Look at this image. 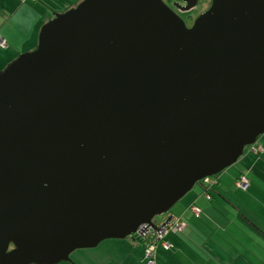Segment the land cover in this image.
Returning a JSON list of instances; mask_svg holds the SVG:
<instances>
[{
    "label": "water",
    "instance_id": "95a60500",
    "mask_svg": "<svg viewBox=\"0 0 264 264\" xmlns=\"http://www.w3.org/2000/svg\"><path fill=\"white\" fill-rule=\"evenodd\" d=\"M261 134L264 0H210L190 26L164 0L55 12L0 70V264L155 228Z\"/></svg>",
    "mask_w": 264,
    "mask_h": 264
},
{
    "label": "crops",
    "instance_id": "0c3cea01",
    "mask_svg": "<svg viewBox=\"0 0 264 264\" xmlns=\"http://www.w3.org/2000/svg\"><path fill=\"white\" fill-rule=\"evenodd\" d=\"M80 1L0 0V36L6 43L0 46V70L17 54L35 48L41 26L55 12ZM259 142L264 144V138ZM237 161L239 168H226L217 175L211 200L203 197L204 185L198 182L171 207L169 213L181 216L187 226L183 232L165 235L171 248H158L157 264H264V196L256 202L247 196L255 191L256 184L264 195V152H247ZM240 174L249 182L245 190L233 184ZM232 187L241 191L240 199L229 196ZM191 203L200 209L198 217L189 210ZM123 239H105L95 247L77 249L69 261L59 263L143 264V246L129 236Z\"/></svg>",
    "mask_w": 264,
    "mask_h": 264
},
{
    "label": "built area",
    "instance_id": "2783aa9c",
    "mask_svg": "<svg viewBox=\"0 0 264 264\" xmlns=\"http://www.w3.org/2000/svg\"><path fill=\"white\" fill-rule=\"evenodd\" d=\"M24 2L25 0H20ZM5 39L0 36V46H4ZM244 152H251L254 154H260L264 152V144L260 143L258 139L247 145L244 148ZM204 185V190L202 195L205 199H210L209 188L217 183V177L215 175L204 177L202 179ZM234 184L237 188L246 189L248 187V179L245 175H239ZM189 210L193 213L194 216L198 217L200 215V209L196 204L191 203L189 205ZM156 224L155 228H152L150 225L144 224L145 229H139L129 237L135 242L139 243L144 248V261L143 264H157V250L159 247L163 249H170L171 243L165 238V235L169 232L180 233L183 232L187 226L185 220L178 215L172 213H164L161 220Z\"/></svg>",
    "mask_w": 264,
    "mask_h": 264
},
{
    "label": "rangeland",
    "instance_id": "374dc122",
    "mask_svg": "<svg viewBox=\"0 0 264 264\" xmlns=\"http://www.w3.org/2000/svg\"><path fill=\"white\" fill-rule=\"evenodd\" d=\"M165 1V0H164ZM169 1H171V0H169ZM173 2H174V0H172V2H171V5H172V7H174L179 13H181L182 11H180L179 9H177L174 5H173ZM208 4H209V0H198V2H197V4H196V6L191 10V11H189V12H186L185 14H183L184 15V17L185 18H188V19H192V18H196L201 12H203L204 11V9L208 6ZM20 54V53H19ZM19 54H17V55H19ZM16 57V56H15ZM14 57V58H15ZM2 69V68H1ZM262 138H264V134H261L259 137H258V141H260ZM243 155H244V153H243ZM242 155V156H243ZM238 162H240V161H237V162H235V163H237V165H234L235 163H233L232 165H230V166H228L227 168H231V170H234V168L236 167V168H239V165L238 164H240V163H238ZM242 164V163H241ZM197 184H199L198 182L194 185V187L197 185ZM257 185V187H255V191L252 193L251 191V193H252V195H250L251 193L250 192H248L249 194L247 195L248 196V200L250 201V202H256V200L255 199H258L259 197H260V195L261 196H264V195H262V193L259 191V189H258V184H256ZM231 192H229V196L231 197V198H236V199H240L239 198V196L238 195H240L241 194V191L240 190H237L236 188H234V187H232L231 189ZM250 197V198H249ZM254 197H256V198H254ZM260 202V201H259ZM170 210H171V208H170ZM257 210H259V208L257 209ZM162 216H163V214H160V215H156V216H154V218H153V221L155 222V223H157V222H159L160 220H161V218H162ZM115 240H119V242L120 241H122V240H124V239H115ZM74 252L75 251H73L70 255H72V254H74ZM60 262H62V261H60ZM57 264H60V263H57Z\"/></svg>",
    "mask_w": 264,
    "mask_h": 264
},
{
    "label": "flooded vegetation",
    "instance_id": "af4514ba",
    "mask_svg": "<svg viewBox=\"0 0 264 264\" xmlns=\"http://www.w3.org/2000/svg\"><path fill=\"white\" fill-rule=\"evenodd\" d=\"M175 1H179V0H174V2ZM165 2L169 5V6H171L172 7V5H171V2H172V0L171 1H169V0H165ZM174 2H173V4H174ZM179 2H181V1H179ZM182 4H184L183 2H181ZM209 5H210V0H209V4H208V6L205 8V9H207L208 7H209ZM183 19H184V21H185V23H186V25L187 26H190L192 23H193V21H194V19L195 18H192V19H188V18H185L184 17V15L183 14H185L186 12H189V11H191V10H189V11H182L181 13H179L174 7H172ZM204 9V10H205Z\"/></svg>",
    "mask_w": 264,
    "mask_h": 264
},
{
    "label": "trees",
    "instance_id": "16d2710c",
    "mask_svg": "<svg viewBox=\"0 0 264 264\" xmlns=\"http://www.w3.org/2000/svg\"><path fill=\"white\" fill-rule=\"evenodd\" d=\"M244 154H245V152H244ZM217 175H218V174H217ZM217 175H215V177H217ZM240 175H241V174H240ZM238 176H239V175H238ZM238 176H237V177H238ZM237 177H236V178H237ZM236 178H235V179H236ZM235 179H234V181H235ZM199 182L202 183V179H201ZM217 183H218V178H217ZM217 183H215V184H217ZM202 184H203V183H202ZM215 184H213V185L209 188V190H208L209 193H210V199H209V200H211V198H212V195H211L210 190H211V188H212ZM233 184H234V182H233ZM234 185H235V184H234ZM235 187H236V186H235ZM239 189H240V188H239ZM242 190H243V189H242ZM244 190H245V189H244ZM202 192H203V191H202ZM168 212H169V211H168Z\"/></svg>",
    "mask_w": 264,
    "mask_h": 264
}]
</instances>
